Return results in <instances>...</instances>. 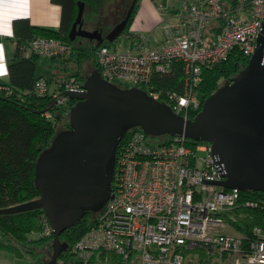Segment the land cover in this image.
Masks as SVG:
<instances>
[{
	"label": "built area",
	"instance_id": "1",
	"mask_svg": "<svg viewBox=\"0 0 264 264\" xmlns=\"http://www.w3.org/2000/svg\"><path fill=\"white\" fill-rule=\"evenodd\" d=\"M180 1L173 10L159 5L160 44L129 33L123 39L129 49L103 46L96 51V62L104 80L140 88L189 120L203 109L205 71L233 55L249 60L254 55L264 0ZM30 48L44 58L66 59L72 52L67 43L45 37L34 38ZM176 66L182 70L181 88L158 87L159 77ZM84 84L70 76L52 88L50 80L41 78L33 92L63 109L70 100L65 92L84 91ZM14 93L0 84V97ZM45 116L56 120L51 111ZM164 137L129 131L117 152L114 197L73 253L85 262L111 254L114 264H264V198L216 185L224 178L210 143L176 136L165 142ZM247 211H255L260 224L240 230L238 218ZM42 235L54 236L46 215Z\"/></svg>",
	"mask_w": 264,
	"mask_h": 264
},
{
	"label": "water",
	"instance_id": "2",
	"mask_svg": "<svg viewBox=\"0 0 264 264\" xmlns=\"http://www.w3.org/2000/svg\"><path fill=\"white\" fill-rule=\"evenodd\" d=\"M134 8L135 2L104 38L99 30L83 28L85 3L80 2L70 38L114 42L125 32ZM84 89L65 92L68 99L78 102L71 109V128L59 132L39 158L35 183L40 197L0 209V216L45 212L54 231L50 264H57L67 249L61 235L87 212L97 213L113 199L117 152L135 128L154 137L210 143L212 158L224 178L216 185L264 193V22L247 66L208 97L193 119L176 114L140 88L110 83L97 71L86 79Z\"/></svg>",
	"mask_w": 264,
	"mask_h": 264
},
{
	"label": "trees",
	"instance_id": "3",
	"mask_svg": "<svg viewBox=\"0 0 264 264\" xmlns=\"http://www.w3.org/2000/svg\"><path fill=\"white\" fill-rule=\"evenodd\" d=\"M54 2L63 8L60 30L33 27L27 19L17 20L15 23V33L18 38L17 57L9 64L11 76L9 86L15 93L11 97H0V209L18 206L40 197L35 183L39 158L51 146L59 132L71 128L70 113L77 104V100H69L66 110L63 111L54 105L51 98L40 97L33 92L39 79L47 77L50 80V76L42 74L40 63L56 71H64L65 64L69 61L76 67L69 77L72 75L81 80L84 79L85 82L87 78L82 74L84 63L93 60L95 71L99 72L96 51L114 43L106 40L102 45H87L83 43V38L78 37L75 41L70 38L72 27L78 17L79 3L83 2L86 6L85 22L96 23L105 6V0H54ZM134 2V11L127 25V31L123 34L128 33L137 13L139 0H133ZM37 37L53 38L67 43L72 48L71 56L68 60H62L61 58H44L33 52L30 58H25L22 55L24 49L30 48V42ZM248 62V58L233 55L225 63L207 69L200 87L203 99L206 100L221 87V79L225 84L237 77ZM182 76L181 67L176 66L166 76L159 77L156 85L168 90H178L181 88ZM47 111L53 112L55 121H49L46 118ZM62 112L68 114L64 115ZM60 122H64L61 130ZM128 136L129 132L124 140ZM169 137L171 136H165L164 141L166 142ZM248 193L254 197L264 198V193L261 192ZM102 210L97 213L87 212L81 221L61 235V242L67 249L61 253L57 264L60 262L63 264H96L93 259L89 262L80 260L73 253V248L93 227ZM44 214L45 212L40 210L0 216V247L11 251L18 257L31 256V264H50L54 254V236L42 235ZM246 214L244 218H241L242 220H238L236 224L238 229L244 230L243 226L250 229L260 224L255 211H247Z\"/></svg>",
	"mask_w": 264,
	"mask_h": 264
},
{
	"label": "crops",
	"instance_id": "4",
	"mask_svg": "<svg viewBox=\"0 0 264 264\" xmlns=\"http://www.w3.org/2000/svg\"><path fill=\"white\" fill-rule=\"evenodd\" d=\"M160 4L163 3H159V0H139L137 13L128 33L144 34L150 37V42L153 45L160 44L161 34L158 27L162 14L159 8ZM62 16L63 8L60 4L54 2V0H0V64L3 66V74H0V84H10L9 64L11 60L17 57L18 38L15 33L16 21L27 19L33 27L58 31L62 26ZM157 31L158 36L155 37ZM128 33L123 34V39ZM126 49H129V47ZM22 55L25 58H30L32 51L29 48H25ZM67 65H65V71L69 67ZM40 68L42 74L50 76L53 88H55L61 78H67L70 75L69 73L62 74L65 71H56L54 68L46 67L42 63H40ZM59 74L63 76H55ZM92 259L96 263H101L100 258L97 256Z\"/></svg>",
	"mask_w": 264,
	"mask_h": 264
},
{
	"label": "rangeland",
	"instance_id": "5",
	"mask_svg": "<svg viewBox=\"0 0 264 264\" xmlns=\"http://www.w3.org/2000/svg\"><path fill=\"white\" fill-rule=\"evenodd\" d=\"M159 3H163L164 7L168 6L169 9L173 10V8H175L177 5L179 6L181 1L180 0H159ZM132 5H133V0H105V6L103 8V11H102L101 16L98 19V21L96 23L95 22L94 23L89 22L86 24L85 28L84 27L83 28L88 30V31H92V32L99 30L107 36L109 33H111V31L116 27L117 24H119L121 21H123L125 19V17L127 16L128 12H129L128 8L129 7L131 8ZM100 27H102V28H100ZM126 31H127V29H126ZM122 36H123V34L114 43H111L110 47H118L122 44V46H120L122 49L128 48L129 43H126L123 40ZM157 36H158V31H157V34L155 37H157ZM83 39H84L83 43H85L87 45H98V44H100L99 41L96 42L95 40H90V39H86V38H83ZM100 45H102V44H100ZM29 49L31 50V48H29ZM32 53H33V51H32ZM62 60H68V58L62 59ZM67 64H65V65H67L69 67H68V69H66L67 71L64 70L65 72H62V74H64V73L73 74L74 71L76 70L75 69L76 67L74 66L73 63H71L69 61ZM60 71H63V70H60ZM94 71H95V66H94L93 60L86 61L84 63V68L82 69V74L86 78H88L92 75V73ZM55 76L62 77L63 75L59 74V75H55ZM45 78L47 79V77H45ZM62 79H64V77L61 78L60 80H62ZM50 83H51V80H50ZM51 85H53V84H51ZM222 85H224L223 79L220 80V86H222ZM52 88H53V86H52ZM55 88H56V86H55ZM62 110L65 111L66 107L63 108ZM62 114L66 115L68 113L62 112ZM63 123L64 122H60V124H59L60 130L63 129V127H64ZM241 218L242 217L238 218V220H240ZM36 236H34V238H37ZM100 258L104 261V262H101L100 264H114V261H116V257L111 255V254H102ZM31 263H32V257L31 256L23 255L22 257H18L16 254L12 253L11 251L5 250V249L0 247V264H31ZM96 264H99V263H96Z\"/></svg>",
	"mask_w": 264,
	"mask_h": 264
},
{
	"label": "flooded vegetation",
	"instance_id": "6",
	"mask_svg": "<svg viewBox=\"0 0 264 264\" xmlns=\"http://www.w3.org/2000/svg\"><path fill=\"white\" fill-rule=\"evenodd\" d=\"M86 24H87V22H85V20H84V25H83L84 28H85ZM102 34H103L104 38H106L110 33L107 36L103 32H102ZM95 41H97V40H95Z\"/></svg>",
	"mask_w": 264,
	"mask_h": 264
},
{
	"label": "snow or ice",
	"instance_id": "7",
	"mask_svg": "<svg viewBox=\"0 0 264 264\" xmlns=\"http://www.w3.org/2000/svg\"><path fill=\"white\" fill-rule=\"evenodd\" d=\"M0 74H3V66L0 64Z\"/></svg>",
	"mask_w": 264,
	"mask_h": 264
}]
</instances>
